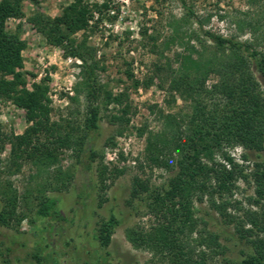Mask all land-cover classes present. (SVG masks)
<instances>
[{
	"label": "rangeland",
	"instance_id": "rangeland-1",
	"mask_svg": "<svg viewBox=\"0 0 264 264\" xmlns=\"http://www.w3.org/2000/svg\"><path fill=\"white\" fill-rule=\"evenodd\" d=\"M72 1L22 0L24 15L9 19L6 26L8 31L18 30L26 43L22 72L27 88L39 85L48 89L51 121L63 134L72 131L78 138L84 134L88 90L83 83L94 67L102 89L100 131L91 134L79 157L78 148H63L57 165L40 169L31 160L13 157L11 142L29 125L25 110L0 98L1 205L8 193L17 197L9 225H0V264H149L155 257L147 250L135 249L126 236L129 229L149 228L155 222L146 205L132 198V180L139 176L153 186L167 183L171 172L146 163L147 142L152 133L165 128L163 115L186 116L190 112V103L178 94L172 100L168 69L157 67L169 58L177 68V54L188 53L192 45L199 48L189 37L191 31L202 33L201 29L252 43L264 52V0H85L90 6L109 5L101 16L97 12L87 30L73 36L76 46L85 42L86 62L50 44L29 22L37 14L55 19ZM176 22L178 34L173 27ZM255 75L264 94V79L256 71ZM149 78L153 82L146 87L143 82ZM136 80L141 82L137 88ZM214 80L211 77L208 85ZM108 93L124 95L123 104L108 103ZM125 108L127 114L123 115ZM91 151L96 152L92 163ZM230 153L248 166V173L253 163L264 161V152H246V162L241 158L245 154L242 148L230 149ZM102 166L110 177L104 188L99 177ZM114 170L124 173L114 175ZM254 190L251 179L239 180L228 197V213L241 221L249 210L262 216L264 200L255 204ZM47 197L58 201L60 212L43 219L36 211ZM195 209L210 230L223 232L226 259L240 261L242 251L252 250L236 234L235 224L222 219L206 199L195 202ZM112 214L121 225L116 227L111 244L102 248L96 237L98 225ZM260 236L264 238V233ZM224 257L219 256L217 262ZM156 262L168 264L160 259Z\"/></svg>",
	"mask_w": 264,
	"mask_h": 264
},
{
	"label": "trees",
	"instance_id": "trees-1",
	"mask_svg": "<svg viewBox=\"0 0 264 264\" xmlns=\"http://www.w3.org/2000/svg\"><path fill=\"white\" fill-rule=\"evenodd\" d=\"M108 8L107 3L90 6L85 0H73L59 17L51 19L37 14L29 22L50 44L86 62L85 42L76 46L73 36L87 30L97 12L101 16ZM23 15L22 0L0 1V98L25 110L29 125L23 135L11 142L13 157L31 160L45 169L59 163L60 149L78 148L79 157L91 134L100 131L98 102L102 89L94 77V67H90L83 83L88 90L84 134L79 139L72 131L63 134L56 128L51 121L48 89L39 85H33L32 90L27 88L22 72L26 43L18 30H7L9 19ZM173 27L178 34L179 22ZM201 30L202 33L191 31L189 38L199 48L192 45L187 48L188 53L177 54V68L169 58L165 65L157 67L168 69L172 100L178 94L190 103V112L186 116L163 115L165 128L149 137L145 151L147 165L171 172L172 176L163 186L133 177L132 198L146 205L155 222L149 228L129 229L126 236L135 249L147 250L155 257L149 264H157L156 259L168 264H264V238L260 236L264 233V214L249 210L241 221L228 213V197L239 180H252L255 204L264 200V161L253 163L248 173V166L238 163L230 153V149L242 148L245 154L241 158L246 162V152H264V94L255 75L256 71L264 79V52L256 50L252 43ZM211 77L216 80L208 85ZM152 82L153 78H149L143 85L148 87ZM140 84L134 81L136 88ZM123 96L108 93L106 99L108 103L122 105ZM126 114L127 108L123 110V115ZM95 159L96 152L91 151L90 162ZM139 168L143 169L142 163ZM107 171L105 166L99 171L103 188L110 178ZM114 171V175L124 173ZM205 199L222 219L235 224L240 240L251 246L252 250L242 251L240 261L224 257L222 231L210 230L206 220L196 215L195 202L203 203ZM4 200L3 206L0 202V225H9L15 215L17 197L8 193ZM57 204L53 198H44L39 202L37 216L43 219L57 216L60 212ZM119 225L121 220L114 214L99 223L96 237L102 248L111 244ZM219 256L224 258L217 262Z\"/></svg>",
	"mask_w": 264,
	"mask_h": 264
}]
</instances>
